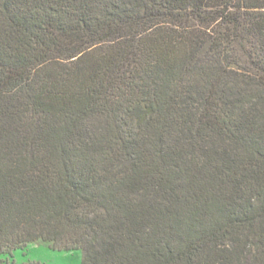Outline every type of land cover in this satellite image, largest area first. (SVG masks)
<instances>
[{
    "label": "trees",
    "instance_id": "16d2710c",
    "mask_svg": "<svg viewBox=\"0 0 264 264\" xmlns=\"http://www.w3.org/2000/svg\"><path fill=\"white\" fill-rule=\"evenodd\" d=\"M264 264V0H0V264Z\"/></svg>",
    "mask_w": 264,
    "mask_h": 264
},
{
    "label": "rangeland",
    "instance_id": "374dc122",
    "mask_svg": "<svg viewBox=\"0 0 264 264\" xmlns=\"http://www.w3.org/2000/svg\"><path fill=\"white\" fill-rule=\"evenodd\" d=\"M82 257L80 249L57 250L42 242L30 243L23 249H17L12 256H2L9 264H81Z\"/></svg>",
    "mask_w": 264,
    "mask_h": 264
}]
</instances>
